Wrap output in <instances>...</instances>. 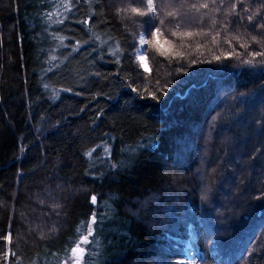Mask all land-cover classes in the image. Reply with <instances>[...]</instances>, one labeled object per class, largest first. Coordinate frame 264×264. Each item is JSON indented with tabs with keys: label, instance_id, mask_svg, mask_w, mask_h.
<instances>
[{
	"label": "trees",
	"instance_id": "obj_1",
	"mask_svg": "<svg viewBox=\"0 0 264 264\" xmlns=\"http://www.w3.org/2000/svg\"><path fill=\"white\" fill-rule=\"evenodd\" d=\"M145 4L0 0V264H264V0Z\"/></svg>",
	"mask_w": 264,
	"mask_h": 264
},
{
	"label": "snow or ice",
	"instance_id": "obj_2",
	"mask_svg": "<svg viewBox=\"0 0 264 264\" xmlns=\"http://www.w3.org/2000/svg\"><path fill=\"white\" fill-rule=\"evenodd\" d=\"M212 2L215 3V0H212ZM221 3H223V0H221ZM191 7L195 8L197 11H199L200 8H205V9L208 8L209 4L208 3H201L199 5L192 4ZM145 8H146V10H142L141 8H137V7H131L130 9H126L125 11H130L132 16H146L149 13L155 14L157 12L156 6L154 4V0H146ZM235 8H236V4H233L232 5V11H235ZM245 11H247V9H245ZM256 14L258 15L259 13L257 12ZM168 15L169 16H174L175 13L169 12ZM248 19L251 21L253 19V16L249 15ZM161 23H163V21H161ZM179 27H180L179 24H177L176 25L177 30H179ZM253 27L254 28L255 27H259L260 29H264V23L254 24ZM161 35H163V33H161L159 29H155L152 32V37H153L154 40L157 41V43L159 42L158 38ZM171 35H173V36L178 35V31H173L171 33ZM179 35L182 36V37L186 36V37L190 38V37H192L194 35V33H192V32H183V33H179ZM195 35H200V33H196ZM261 35H264V32H262ZM233 39H239V38L238 37H233ZM252 41L254 43L260 44V41H258L256 39V37H254V36L252 37ZM165 42L167 43V41H165ZM228 42L230 43L231 41H228ZM139 43H140L141 47H143L144 45L149 43V40L146 39L145 34H143V33L140 34ZM248 46L249 45L247 43H242L240 45V47H242V48H247ZM262 46H264V45H262ZM156 50L160 53V55H167V53L165 51H162L160 47H157ZM138 55H139V59L141 61V66H143L144 56L142 54H139V50H138ZM250 55L253 58H255L257 56L264 57V51H255V52L250 53ZM217 59H219V57H217ZM244 63L251 64L252 60H246V61H244ZM93 201H95V197H93ZM92 222L95 223V217L92 218ZM90 235H93L91 227H89V229H88V234L82 236L80 238L79 242L71 249L70 259L73 258V257L75 258L74 264H81V258L83 257V254L85 252V249L83 247H81V245H86V244L90 243L89 239H88V237ZM66 264H67V262H66Z\"/></svg>",
	"mask_w": 264,
	"mask_h": 264
},
{
	"label": "rangeland",
	"instance_id": "obj_3",
	"mask_svg": "<svg viewBox=\"0 0 264 264\" xmlns=\"http://www.w3.org/2000/svg\"><path fill=\"white\" fill-rule=\"evenodd\" d=\"M144 47H145V45L143 47H141V45L139 43V49H138L139 54H142L144 56L143 64L146 68L147 66H146V60H145V49H144ZM138 58H139V55H138ZM188 231L190 234V238L187 240V245L185 247L187 260H185L183 264H200L199 263V255L197 252L196 234L194 233V231L192 230L191 227L189 228Z\"/></svg>",
	"mask_w": 264,
	"mask_h": 264
}]
</instances>
